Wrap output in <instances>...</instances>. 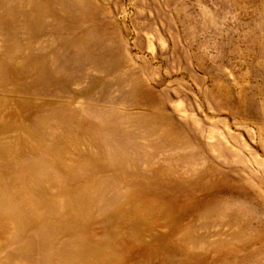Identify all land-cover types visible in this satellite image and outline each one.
I'll return each mask as SVG.
<instances>
[{"label":"rangeland","instance_id":"obj_1","mask_svg":"<svg viewBox=\"0 0 264 264\" xmlns=\"http://www.w3.org/2000/svg\"><path fill=\"white\" fill-rule=\"evenodd\" d=\"M0 264H264V0H0Z\"/></svg>","mask_w":264,"mask_h":264}]
</instances>
